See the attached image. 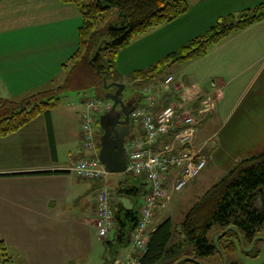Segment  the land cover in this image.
<instances>
[{"label": "crops", "instance_id": "crops-1", "mask_svg": "<svg viewBox=\"0 0 264 264\" xmlns=\"http://www.w3.org/2000/svg\"><path fill=\"white\" fill-rule=\"evenodd\" d=\"M186 1L190 6L187 15L210 4L214 9L228 7V14H237L264 3ZM81 25L79 10L59 0H0V99L21 103L34 94L62 86L67 77L63 65L77 50ZM215 51L212 64L220 72L210 71L200 84L190 79L179 83L173 74L164 81L137 82L140 88L149 86L158 96L157 110L192 99L195 90L213 95L214 107L202 115L195 136V146L208 162L187 185L191 188L202 179H210L202 187L208 189L238 161L264 153V21L235 32L201 59ZM170 76L174 82L167 85ZM223 91L227 95L235 93L237 98L228 101ZM85 99L64 95L61 105L52 111V128L40 116L18 132L0 138V239L8 250L18 254L22 264H74L89 257L96 241L103 244L96 230L101 184L80 179L68 170L85 155L80 127ZM193 101L191 108L199 109L200 104ZM60 110L62 113L57 115ZM135 133L132 126L131 134ZM30 172L49 173L28 175ZM176 177L172 170L167 181L169 194L174 191ZM122 182L119 174L110 175L107 181L113 191ZM134 183L143 187L144 195L151 190L148 181L136 179ZM112 195V205L121 202L127 208L133 207L131 199ZM139 202L140 210L144 196ZM128 249L130 245L120 258Z\"/></svg>", "mask_w": 264, "mask_h": 264}, {"label": "trees", "instance_id": "trees-1", "mask_svg": "<svg viewBox=\"0 0 264 264\" xmlns=\"http://www.w3.org/2000/svg\"><path fill=\"white\" fill-rule=\"evenodd\" d=\"M59 1L74 5L82 16L77 50L63 65L67 71L66 80L62 86L34 94L21 103L0 99V138L18 132L40 116H44L52 128V111L61 105L62 97L66 94L91 91L95 100L107 102V94L114 93L117 88L106 89L105 79L108 85L110 79L115 83L119 81L120 75L116 71V62L120 52L128 48L134 40L174 22L190 10L186 0ZM114 9L119 12L118 20L109 26L106 35L101 34L100 27L111 21ZM262 21H264V3L238 14L220 17L216 24L202 36L193 39L180 50L168 54L148 70L136 71L134 80L153 81L161 71L169 67L204 58L213 47L235 32L246 30ZM145 87L146 85L140 88V94L130 97L135 100L134 107L144 101ZM97 127L102 134L100 118L97 121ZM100 139L101 135L98 136L99 149H101ZM134 178L147 181L145 177ZM133 185L124 186L122 182L115 192L118 197L131 199L133 207L127 208L121 202L113 205L115 227L111 236L103 240L107 252L120 248L126 249L131 244V234L141 212V209L136 208L135 198L141 196L145 198L148 194L146 192L144 195L143 187L137 186L134 181ZM214 225L222 226L224 232L235 226L237 233L243 234L250 242H253L261 233V229L264 228V153L238 161L188 211L176 230L172 219L158 225L150 234L146 251L140 256L141 264H158L166 257H173L174 263L182 264L184 260L180 255L185 241L193 247L196 257H210L214 255L217 247L222 253H225L226 249L234 251L235 244L231 240H227L222 245L221 243L211 244L208 233ZM175 232L183 241L170 246L175 238ZM231 233L234 235L232 230ZM225 235L228 236L229 232L227 231ZM114 256L112 264H116L123 258H120L118 251L114 253ZM103 261L111 263L106 255L103 256ZM10 263L12 258L9 256L8 247L0 239V264Z\"/></svg>", "mask_w": 264, "mask_h": 264}, {"label": "built area", "instance_id": "built-area-1", "mask_svg": "<svg viewBox=\"0 0 264 264\" xmlns=\"http://www.w3.org/2000/svg\"><path fill=\"white\" fill-rule=\"evenodd\" d=\"M165 82L169 85L174 78L170 76ZM143 93L144 101L130 114L137 133L125 141L127 175L145 177L151 190L144 198L139 220L131 234L130 249L116 264H141L140 256L146 251L149 236L155 230L157 214L169 201V173L172 170L177 173L174 190L183 191L202 173L208 162L197 150L195 136L202 115L214 107L213 95L195 90L192 99L157 110L158 96L149 86L143 89ZM193 99L200 104L199 109L191 108ZM83 106L80 127L85 155L68 170L80 179L101 184L97 192L96 227L99 237L104 240L113 233L115 211L112 205L114 196L107 183L110 174L100 161L97 121L100 115L110 111L111 103L87 97Z\"/></svg>", "mask_w": 264, "mask_h": 264}, {"label": "rangeland", "instance_id": "rangeland-1", "mask_svg": "<svg viewBox=\"0 0 264 264\" xmlns=\"http://www.w3.org/2000/svg\"><path fill=\"white\" fill-rule=\"evenodd\" d=\"M229 9L230 8L228 7H226V9H214L211 7V4L209 8L208 5L203 7L200 6L197 10H194L192 14H185L178 21L163 26L159 30L149 32L137 40H134L131 43V46L120 52L119 60L116 62V71L120 75L117 83L125 86L124 95L127 98H130L136 96V94H140V87L137 85V81L134 80V73L136 71L141 70L142 68H144V71L148 70L166 55L180 50L193 39L202 36L216 24L220 17L229 15ZM118 16V10L114 9L111 21L107 25L100 27V33L106 35L109 26L118 20ZM146 47L148 50H146ZM216 51L205 59H195L184 64L169 67L168 69L161 71L153 80L161 79L164 81L169 74H173L174 77L176 76L179 83H186L185 81L190 79L191 82L200 84V82L207 80L210 71L220 72V68H218L217 65L214 66V64H212V61L216 58ZM151 53L152 58L150 56ZM151 61H153L152 66L151 64L149 65ZM145 67H147V69H145ZM109 81L110 84L115 83L111 79ZM230 90L232 91V88ZM227 91H223V98L227 96L228 101L237 98V94L229 93L227 95ZM68 95L70 97L81 99L85 97H93L91 91H88L87 93L74 92L69 93ZM108 101L111 102L110 100H107V102ZM61 111L63 110L58 111L57 115L62 113ZM174 128L175 126H173L172 131L175 130ZM119 175H122L123 177L124 186H134L133 181L137 178L125 174ZM208 181H210V179H208ZM208 181L202 179L200 184L193 188L187 187L185 189L186 191L174 190L170 193L166 207L161 209L157 214L155 225H160L164 221L172 219L176 230L178 225L182 223L188 211L199 202L206 192L217 182L212 181L213 183L209 185L208 189H203L202 187L207 186ZM110 189L115 194L116 190L113 191L112 188ZM135 202H137V205H135L138 209L140 207L139 197L135 198ZM96 230L98 232L97 227ZM227 231L229 232L228 236L225 235ZM227 231L224 232V228L220 225H214L208 233V239L211 244L214 245H217L218 243H221L222 245L227 240H231L235 244L234 251L226 249V252L222 253L219 247H217L214 255L210 257H196L193 252V247L185 241L180 255L181 259L184 260L182 264H264V228L261 229V233L253 242L248 241L243 234L239 235L236 231H233V235L230 228H228ZM179 241L183 240H180L177 232H175V238H173L170 246ZM102 245V243L96 241L95 248L92 249L89 257L84 261L80 260L74 264H112L115 258V256L113 257L114 253L118 251L119 256L121 257L125 250L124 248H120L115 249L113 252H107ZM104 255H106L111 263L103 261ZM9 256L12 258V263L10 264H22L23 261L16 252L9 250ZM174 262L173 257H166L158 264H176Z\"/></svg>", "mask_w": 264, "mask_h": 264}, {"label": "water", "instance_id": "water-1", "mask_svg": "<svg viewBox=\"0 0 264 264\" xmlns=\"http://www.w3.org/2000/svg\"><path fill=\"white\" fill-rule=\"evenodd\" d=\"M117 88L115 93H108L107 99L113 102L112 111H116L115 122H111V114L106 113L100 117V127L103 135L100 139V161L109 174H127V154L125 150V139L130 135L131 120L130 114L134 107L133 98L126 100L124 97L125 86L120 83H107L105 88ZM232 231H238L237 227H230Z\"/></svg>", "mask_w": 264, "mask_h": 264}, {"label": "flooded vegetation", "instance_id": "flooded-vegetation-1", "mask_svg": "<svg viewBox=\"0 0 264 264\" xmlns=\"http://www.w3.org/2000/svg\"><path fill=\"white\" fill-rule=\"evenodd\" d=\"M117 91V89L114 91V93ZM125 97V99L126 100H129L130 98H127L126 96H124ZM113 104V103H112ZM117 110L119 111L120 110V107L118 106L117 107ZM117 110L116 111H112V108H111V110L108 112V113H110L111 114V122H115V119H116V117H117V115H118V113H117ZM103 131V130H102ZM130 134H131V131H130ZM103 135V132H102V134H101V136ZM126 140V139H125Z\"/></svg>", "mask_w": 264, "mask_h": 264}]
</instances>
